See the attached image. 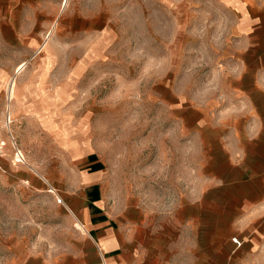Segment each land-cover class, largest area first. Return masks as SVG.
<instances>
[{"label": "rangeland", "instance_id": "obj_1", "mask_svg": "<svg viewBox=\"0 0 264 264\" xmlns=\"http://www.w3.org/2000/svg\"><path fill=\"white\" fill-rule=\"evenodd\" d=\"M239 1L264 8L0 0V264L81 245L74 186L93 168L117 215L132 216L135 239L160 259L193 264L200 245L208 256L223 246L228 204L240 186L264 184V12L249 10L258 19L245 28L248 16L231 7ZM221 144L244 167L229 169L213 151ZM200 199L206 240L184 233L187 204Z\"/></svg>", "mask_w": 264, "mask_h": 264}, {"label": "crops", "instance_id": "obj_2", "mask_svg": "<svg viewBox=\"0 0 264 264\" xmlns=\"http://www.w3.org/2000/svg\"><path fill=\"white\" fill-rule=\"evenodd\" d=\"M231 7L248 16L242 21L245 28H252L258 19L255 15L259 16L264 12V8L248 7L243 1L233 2ZM253 9H255L253 13L255 15L251 17L248 12ZM256 10L260 11L256 13ZM10 27L16 31L12 23ZM21 37L25 38V35L19 34V38ZM24 64H20L15 72L20 71ZM252 91L255 90L252 89ZM260 91L263 92V90ZM56 96H60L58 92ZM74 132H80V129L72 128L71 133L74 134ZM2 144L5 147V144ZM213 151L214 153L220 152L222 158L225 154V165L229 169L244 167L240 160H236L235 149L221 144ZM205 166H208V163L202 165L203 169ZM100 175L96 173L95 168L86 169L79 172L74 186L75 191H81L78 194L73 193L76 195L75 199H81L82 204L79 211V222L84 229L80 238L81 245L79 242L76 246H72L71 250L50 257L31 255L29 258L31 264H177L176 262H165L160 259L161 254L158 249L155 252H149L140 241L135 239L134 219H131L132 216L129 218L126 215V218L124 216L120 218L117 215L106 196ZM240 187L241 193L237 195L239 199L234 201V205L228 204L231 212L226 213L229 218H224L228 228L216 235L217 238L226 240V242L222 247L211 250L215 252L212 254L214 257L208 256L209 250L206 244L205 246L200 245L195 251L197 256H194V261L197 263L193 264H264V184L255 186L256 188L253 189L255 193H249L243 186ZM211 204L213 208H218L216 200L211 201ZM187 205L190 207L184 219L187 224L184 233L189 234L188 238L206 240L208 238L205 218L206 199H200L197 202L191 200ZM236 240L237 245L234 243ZM192 261L191 257L183 264H192Z\"/></svg>", "mask_w": 264, "mask_h": 264}, {"label": "built area", "instance_id": "obj_3", "mask_svg": "<svg viewBox=\"0 0 264 264\" xmlns=\"http://www.w3.org/2000/svg\"><path fill=\"white\" fill-rule=\"evenodd\" d=\"M10 124V116H9V113H7V125ZM13 140V139H12ZM15 152H14V155H13V162L15 164H23L25 162V159H24V156L22 154V152L17 149V148H14ZM4 156V147H3V144L0 142V158H2ZM234 243L237 244V241H234Z\"/></svg>", "mask_w": 264, "mask_h": 264}, {"label": "bare ground", "instance_id": "obj_4", "mask_svg": "<svg viewBox=\"0 0 264 264\" xmlns=\"http://www.w3.org/2000/svg\"><path fill=\"white\" fill-rule=\"evenodd\" d=\"M20 68V67H19Z\"/></svg>", "mask_w": 264, "mask_h": 264}]
</instances>
